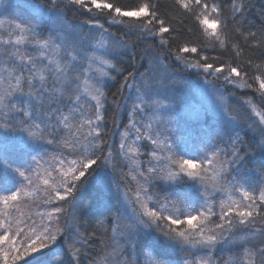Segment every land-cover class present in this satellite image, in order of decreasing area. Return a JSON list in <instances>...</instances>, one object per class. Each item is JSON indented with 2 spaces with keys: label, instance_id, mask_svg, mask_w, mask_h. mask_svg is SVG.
Listing matches in <instances>:
<instances>
[{
  "label": "snow or ice",
  "instance_id": "6c2138e0",
  "mask_svg": "<svg viewBox=\"0 0 264 264\" xmlns=\"http://www.w3.org/2000/svg\"><path fill=\"white\" fill-rule=\"evenodd\" d=\"M174 3L191 12L203 31L215 37L222 48L226 46L225 38H242L245 45L255 42L250 51L259 53L257 58L262 63L254 66L259 74L249 75L251 57L238 66L223 63L216 66L207 62V56L189 59L183 55L197 53V47L177 44L173 49L169 42L174 39L171 34L175 29L166 26L160 6L153 0L131 10L107 0H33L27 6L39 18L18 16L7 27L0 21V112L5 114L0 122L3 264H97L91 255L93 244L102 245L100 250L106 252L107 264H145L141 259L145 249L150 250L147 255L153 258L151 264H170L166 255L139 239L143 229L153 226L157 232L154 239L165 242L164 253L185 254L178 264H215V252L224 245H234L238 250L233 264H264V187L252 186L247 177V173L256 171L248 167L249 155L256 154L251 148L264 158V111H258L251 100L245 102L246 119L251 120L249 126L258 133L251 148L246 150L242 146L237 131L235 139L229 137L228 147L209 142L202 153L190 155V146L183 137H175L167 125L164 131L160 130L159 125L164 122L161 110L172 105L153 99L154 85L144 79L137 84V74L128 71L121 88H136L139 103L133 111H151L156 123L154 126L149 121L136 127L133 121L134 139H129L130 130L124 131L115 152L108 150L105 155L108 106L105 89L107 81L122 74L120 57L128 47L123 37L129 35L142 41L159 38L165 57L171 55L185 68L195 69L197 74L202 72L201 91L214 104L219 102L224 115L237 125L246 123L245 118L234 115L238 110L218 88L209 85L222 79L238 89L258 93L264 103V26L258 31L244 28L247 5L243 0H230L227 11L222 3L209 0H174ZM190 4L198 9V14ZM12 7L11 2L0 0V8L5 12ZM68 12L74 16L88 15L76 23L69 20ZM45 15L47 21L43 19ZM109 16L113 19L109 20ZM46 24L50 27H45ZM114 25L122 26V36L111 30ZM160 59L156 56L157 61ZM111 103L119 107L115 100ZM13 132L20 135L12 136ZM143 139L154 146L146 167L140 159V147L134 146ZM101 164H111L113 172H119L116 186L109 182V189L118 194L121 183L126 189L125 210L121 213L116 209L115 218L108 214L113 210L110 200L101 204L82 195L87 178L96 175ZM260 169L259 174L264 176V164ZM160 182H168L170 189L190 182L195 192L202 193L198 198L204 204L194 209L197 214H186L181 209L192 206V193L176 194L173 199L172 191H168L162 197L154 191ZM41 183L48 197L42 203L51 205V210L37 212L36 219L11 218L8 209L18 206L23 197L31 196L29 188ZM233 193L239 194V199H234ZM222 195L226 198L219 201L218 211H213L212 206ZM169 205L179 214L171 213ZM101 207L107 211H100ZM88 213H93V223H103L106 218L112 235L108 236L109 228L100 231L85 227ZM212 216L219 222L209 228L205 221ZM182 225L185 227L181 228ZM106 236L107 241L102 239ZM54 246H63V255L54 252Z\"/></svg>",
  "mask_w": 264,
  "mask_h": 264
},
{
  "label": "rangeland",
  "instance_id": "374dc122",
  "mask_svg": "<svg viewBox=\"0 0 264 264\" xmlns=\"http://www.w3.org/2000/svg\"><path fill=\"white\" fill-rule=\"evenodd\" d=\"M8 2H11L13 5L9 11L5 12L3 8H0V21L4 22V27H7V23L18 16L27 17L35 15L39 18V14L27 6L31 4L33 0H5L6 4ZM36 2H39V0H36ZM67 15H69V20L73 21V14L68 12ZM43 19L44 21H47V15H45ZM101 22H104V19H102ZM44 26L50 27V24ZM105 26L108 27L107 24H105ZM111 30L115 32L117 36H122V32L124 31L121 25H114ZM47 35L48 33L45 32L44 36L46 37ZM123 38L127 40L128 47L123 51L120 57V67L123 71L121 75L116 76V79H122L121 81L123 84V77L127 75L126 67H124V65L126 63H132L133 67H136L134 70L132 69V72L137 74L136 83L138 84L141 79H144L154 85V90L152 92L153 99L172 105L169 109L161 110L164 122L159 125L160 130L164 131L165 125H167L172 129V133L175 137H183L190 146V155L202 153L206 144L209 142L217 143V140H220L224 136L229 135L230 137L235 138L237 131L239 132V137L242 133H249L253 139L251 144L256 142L258 133L249 126L251 125V120L246 119L248 113L245 112V109L248 108V105L245 102L251 100L252 104L256 105L258 111H264L260 99L253 96L243 95L245 88L238 89L236 85L227 84L222 79L214 81L213 85H209V87L218 88L219 91L223 93L225 100L229 102L233 108L238 110L237 113H233L234 115L238 114V118H245L246 123L242 122L237 125L224 115L223 106L220 105L219 102L214 104L212 99L209 98L206 93L201 91L200 86L204 83L202 79L204 74L202 72L197 74V70L185 68L184 65L177 62L174 57H165L162 48L159 46V38L147 41L137 40L135 35H129ZM158 55L161 57L159 61L156 60V56ZM209 79L211 80L212 77H209ZM115 80L107 81V85L114 83ZM130 83H132V81H130ZM165 97H167V99H165ZM137 103H139V99L136 88H123L118 115L114 118L112 124L110 122V124L106 126V129L109 130V132L115 126L113 136H110L108 139L106 138L109 147L108 150L115 152L118 148L121 134L126 130H130L131 132L129 139H134L135 131L131 128L133 121L136 122V127H141L142 124H147L149 121L155 126L156 122L152 117L151 111H133L134 105ZM4 115L3 112H0V122L3 121ZM11 135L18 136L20 134L13 132ZM142 144L147 145L151 144V142L147 139H143L137 141L134 146ZM149 146L153 150L154 146L152 144ZM251 152H255L256 154L249 155V164L256 160L264 162V158L260 156L255 148H251ZM148 157L150 158V154ZM71 158L72 157H69V159ZM125 171H127V169H125ZM53 176H55V173H53ZM116 180L118 179L112 170V165H102V167L97 169L96 175H94L92 186L105 193V195L111 199L114 198L116 201L119 199L120 202H117V204L121 209V213H123L126 206L124 201V193L126 189L119 185L120 191L117 194L108 187L109 182L113 186H116ZM160 186L163 190L169 191H172L176 187V185H173L170 189L168 182H160ZM44 187L45 186L42 183L39 187H30L29 191L32 192V195L29 197H23L22 200H35L38 194H41L42 196L46 195ZM187 188L188 190L192 189L190 183L187 184ZM82 195H85L84 190ZM232 195L234 199H239V194L233 193ZM225 198L226 196L222 195L217 199L220 201ZM200 202L201 205L204 204L203 200ZM214 206L213 209L215 208L216 211H218V206ZM11 208L12 207H10L8 211L11 210ZM184 209L185 208H182L181 210L185 212ZM169 210L176 215L179 214L172 208V206ZM199 210L203 211V208L200 207ZM195 214H197V212ZM201 219H203V217H201ZM216 221L218 222V219H216ZM205 224L209 228H214V224H210L209 221H205ZM180 227L183 228L185 226L182 225ZM151 230L152 229H143L139 236L141 243L154 244L156 239L152 236ZM230 248L232 251H229ZM149 251V249H145V256L141 258L145 261V264H151V259H153L147 255ZM237 252L238 250L234 245L222 246L215 252V264H233L236 259V255L234 254ZM189 259H193V257H190ZM0 264H3V262L0 261ZM99 264H107V261H103Z\"/></svg>",
  "mask_w": 264,
  "mask_h": 264
},
{
  "label": "trees",
  "instance_id": "16d2710c",
  "mask_svg": "<svg viewBox=\"0 0 264 264\" xmlns=\"http://www.w3.org/2000/svg\"><path fill=\"white\" fill-rule=\"evenodd\" d=\"M107 2L113 3L116 6H120L124 8L125 10H131L135 7L141 6L143 3L146 2V0H107ZM153 2L157 3L160 6L161 13L163 17L166 20V26H171V28L175 29V32H172V37L174 39L170 40V46L175 49L176 45H187L189 47H197L198 52L197 53H186L183 54L187 56L189 59H198L200 56H207L209 59L207 62L214 63L216 66H220L223 64H230L231 66H238L240 62L247 61L250 57L252 58V64L249 65V75H252L253 73L259 74L256 69L255 65H260L262 61L257 58L259 56V53H253L250 51V48L255 47V42H249V45H245L242 42V38H232V39H226V46L220 47L219 41L215 39V37H212L208 35V33L203 31L202 26H199L198 21L195 20L194 15L191 12H188L187 10L183 8H179L175 5L174 0H153ZM209 2H215V3H222L223 8L227 11L230 9V0H209ZM243 2L247 5L243 19L246 21L244 23V28L251 30V31H258L262 26H264V1L263 0H243ZM190 8L193 9L194 12L198 14V9L195 8L194 5L190 4ZM73 14L72 12H69ZM88 14H85L84 16H81L79 14L72 15L74 22H79L82 19L87 18ZM69 16V15H68ZM101 20L104 19L103 17H100ZM212 17H210L211 19ZM108 19H113V16H109ZM231 45H238L239 47L233 48ZM163 50V49H162ZM240 52V56L237 57L236 53ZM173 57L171 55H167V58ZM204 62V61H201ZM126 67V73L128 71H133L134 68L132 63H126L124 65ZM133 69V70H132ZM245 79H247L245 77ZM122 79H116L114 83L107 85L105 91L108 93V106L107 111L105 112V121L106 126L112 124L114 118L118 115L119 107H115L112 105V101L115 100L117 104L120 106V99L123 94V88H121L122 85ZM251 83V81H248ZM243 95L246 96H253L255 98L259 99V94H254L251 89H244ZM264 107V103H262ZM4 119V118H3ZM18 119V117H17ZM115 126L110 130L106 129L107 136L106 138L112 137L114 134ZM229 135L224 136L220 140H217V143L220 147H228L229 146ZM236 138V137H235ZM233 137V139H235ZM240 141L243 142V147L247 150V148H250V144L252 142V136L249 133H242L239 137ZM151 144H142L138 145L141 149L142 155L140 159L144 162V166H147V161L149 159L148 155L151 153L152 148L149 146ZM252 145V144H251ZM109 147L107 145L105 150V155L107 154ZM51 151V150H50ZM250 158V157H249ZM248 158V159H249ZM250 160V159H249ZM264 164L263 161L256 160L255 162L248 164L249 168H255V172H249L247 173V177L249 180V183L252 186H262L261 181L264 180V176H261L259 173L261 171L260 165ZM103 164L100 165L102 167ZM253 165V166H251ZM99 169V167L97 168ZM97 171V170H96ZM117 179H119L118 171L114 173ZM94 176H89L87 178V184L84 186L85 195L88 200L93 202H100L103 204L105 201H111V208L113 209L108 214L111 215L113 218L116 216V209H119L121 212L120 207L117 204V201L113 198H109L105 195V193L101 192L99 189L94 188L92 186V180ZM190 183V182H189ZM244 183V182H243ZM123 188V184H120ZM246 187L248 184H245ZM199 187V186H197ZM154 191L159 192L161 196L163 197L169 190H163L161 186L154 189ZM184 192H191L192 193V206L185 208L186 214H195L197 207L201 205L202 201L198 197L202 195L201 193L195 192V190H188L187 184H181L179 186H176L173 190V198H175L176 194L183 195ZM48 197L46 195L38 194L37 197L34 199L29 200H22L21 203L18 206H13L11 210H9V213L13 219H20L25 220L29 216H31L33 219H36L35 214L37 212H45L48 210H51V205L45 206L42 201L47 199ZM87 202V201H86ZM219 200L217 199V202L215 206H218ZM66 209L71 211L70 208H68V205H63ZM214 206V205H213ZM212 206V207H213ZM214 206V207H215ZM169 208H171V205H169ZM200 209V208H199ZM100 211H107V209L101 207L99 209ZM171 212V210H169ZM213 211H216L214 208ZM172 213V212H171ZM93 213H88L85 216V223L84 226L87 228H99L100 231H104V229L109 228L108 236H111V230L110 226L107 223V219L104 218L103 223L100 221H96L95 223L92 222ZM217 218L210 217V224L217 223ZM39 222V221H37ZM219 222V221H218ZM152 236L156 237L157 232L155 230V226H153L152 230ZM103 240L107 241V236L102 237ZM153 248L156 250V252L166 255V258L169 260L170 264H178L180 260L183 259L184 253L180 251H174V252H168L164 253L163 248L165 247V242L163 239L156 240L154 244L152 245ZM102 245L100 244H93L91 246V255L94 259L97 260V264L106 261L105 256L106 252H102L101 249ZM54 252L59 253L60 255H63V246H54ZM107 252H111V249H107ZM99 253V255H97ZM192 257L189 255V258ZM23 264V262H21Z\"/></svg>",
  "mask_w": 264,
  "mask_h": 264
}]
</instances>
